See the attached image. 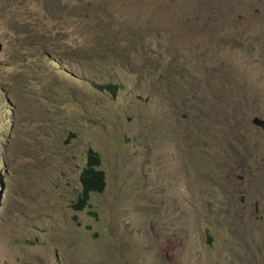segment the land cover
Instances as JSON below:
<instances>
[{"label":"rangeland","instance_id":"rangeland-1","mask_svg":"<svg viewBox=\"0 0 264 264\" xmlns=\"http://www.w3.org/2000/svg\"><path fill=\"white\" fill-rule=\"evenodd\" d=\"M254 117L264 0H0V264H264Z\"/></svg>","mask_w":264,"mask_h":264},{"label":"trees","instance_id":"trees-1","mask_svg":"<svg viewBox=\"0 0 264 264\" xmlns=\"http://www.w3.org/2000/svg\"><path fill=\"white\" fill-rule=\"evenodd\" d=\"M92 6H94V3L90 5L89 8L96 13L99 9L97 10ZM34 36L48 40V38H45L48 36L46 33L36 34L35 32ZM94 86L100 90H106L112 95H116L120 87L117 83L112 82L96 84ZM101 163L102 159L100 154L91 147H88L86 150V161L79 173L80 189L71 203V207L74 210L85 209L89 205L91 195L93 193H101L104 190L106 186V176L104 170L100 168Z\"/></svg>","mask_w":264,"mask_h":264},{"label":"water","instance_id":"water-1","mask_svg":"<svg viewBox=\"0 0 264 264\" xmlns=\"http://www.w3.org/2000/svg\"><path fill=\"white\" fill-rule=\"evenodd\" d=\"M252 123L257 125V126H260L261 128H264V120L263 119H260L258 117H254L252 119Z\"/></svg>","mask_w":264,"mask_h":264}]
</instances>
